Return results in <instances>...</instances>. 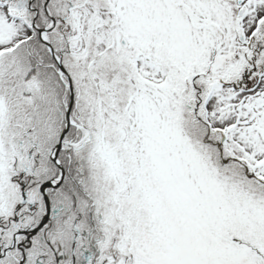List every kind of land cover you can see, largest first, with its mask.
Instances as JSON below:
<instances>
[{
  "label": "snow or ice",
  "instance_id": "obj_1",
  "mask_svg": "<svg viewBox=\"0 0 264 264\" xmlns=\"http://www.w3.org/2000/svg\"><path fill=\"white\" fill-rule=\"evenodd\" d=\"M0 264H264V0H0Z\"/></svg>",
  "mask_w": 264,
  "mask_h": 264
}]
</instances>
